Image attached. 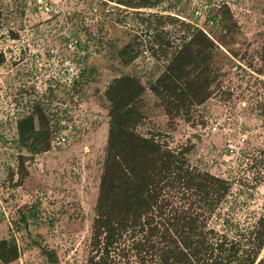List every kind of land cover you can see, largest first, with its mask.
Listing matches in <instances>:
<instances>
[{"label":"rangeland","instance_id":"1","mask_svg":"<svg viewBox=\"0 0 264 264\" xmlns=\"http://www.w3.org/2000/svg\"><path fill=\"white\" fill-rule=\"evenodd\" d=\"M103 1L0 0L5 57L0 63V239L13 240L18 248L15 260L0 264H87L108 129L103 93L125 73L140 75L147 87L134 103L147 117L140 130L156 133L171 148L187 146L191 164L231 182L213 226L222 230L225 217L248 223L264 207V72L256 69L264 67L258 56L264 45V0H211L214 6L227 4L238 25L233 34L213 28L221 46L220 89L231 94H214L180 114L150 90L159 70L144 44L127 65L116 57L125 42L147 35L142 27L111 21L124 6ZM208 1L165 0L155 9L200 25ZM40 22L42 32H35ZM79 22L86 33L79 31ZM75 39L81 41L79 53ZM91 64V75L86 71L76 83L79 67ZM49 86L55 97L32 98ZM38 100L47 118L36 124L52 130V141L48 150L33 153L19 146L27 132L18 119Z\"/></svg>","mask_w":264,"mask_h":264},{"label":"trees","instance_id":"2","mask_svg":"<svg viewBox=\"0 0 264 264\" xmlns=\"http://www.w3.org/2000/svg\"><path fill=\"white\" fill-rule=\"evenodd\" d=\"M106 1L124 6L117 8L111 21L142 27L140 31L147 35L143 41L135 36L133 42H125L115 50L116 57L127 65L144 44L159 70L149 88L175 114L188 113L214 94H231L220 89L222 71L216 58L221 46L213 33L219 27L233 34L238 26L227 4L205 3L202 24L207 31L191 19L155 9L165 0ZM43 24H36L34 31L42 32ZM172 24L174 28L168 27ZM78 29L88 31L81 22ZM75 46L79 53V39ZM258 56L264 63V45ZM4 60L0 52V63ZM89 66L79 67L73 77L76 83L86 71L91 75L94 65ZM256 69L264 72V67ZM146 88L140 75L125 73L114 77L104 90L108 129L87 264H264V207L245 224L227 217L222 230L211 224L227 201L231 182L191 164L187 146L171 148L156 133L140 130L147 117L134 103ZM56 95L49 86L47 93L38 91L32 98ZM46 118L39 100L31 102L28 113L18 119L27 132L19 146L33 153L51 147L52 130L36 124ZM260 178L264 182V173ZM17 257L16 243L0 239V261L9 263Z\"/></svg>","mask_w":264,"mask_h":264},{"label":"built area","instance_id":"3","mask_svg":"<svg viewBox=\"0 0 264 264\" xmlns=\"http://www.w3.org/2000/svg\"><path fill=\"white\" fill-rule=\"evenodd\" d=\"M44 11H49L50 10V5H42L41 6ZM61 140H64V137H58L57 141L61 142Z\"/></svg>","mask_w":264,"mask_h":264}]
</instances>
